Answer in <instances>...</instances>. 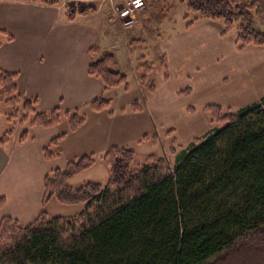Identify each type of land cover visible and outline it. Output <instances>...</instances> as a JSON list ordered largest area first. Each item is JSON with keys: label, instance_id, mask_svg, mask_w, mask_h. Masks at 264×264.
Here are the masks:
<instances>
[{"label": "trees", "instance_id": "1", "mask_svg": "<svg viewBox=\"0 0 264 264\" xmlns=\"http://www.w3.org/2000/svg\"><path fill=\"white\" fill-rule=\"evenodd\" d=\"M65 8L67 19L75 21L97 6L73 0ZM187 9L223 20L224 35L238 25L241 50L264 45V31L254 27L255 14L264 18V0H188ZM98 51L90 49L91 55ZM161 59L166 66V56ZM116 65V55L107 51L89 63L88 72L103 81L105 90L121 85L128 89L127 76ZM138 68L147 85L151 65L145 62ZM18 77L17 72L0 70V103L12 107L9 121L26 126L19 143L28 138L30 127H52L64 116L71 132L86 122L79 109L40 111L37 97L20 93ZM155 88L148 84L149 92ZM111 103V98L99 97L90 107L102 111ZM131 108L142 110L138 100ZM206 110L216 126L185 149L172 146L173 167L166 157L151 154L143 167L133 169L134 149L112 146L103 156L110 168L106 184H69L95 165L94 154L54 169L45 177V208L35 221L22 224L7 216L0 222V264H264V97L237 111L217 103ZM13 135L7 129L0 145L7 146ZM66 135L61 133L44 148L47 159L59 156L56 150ZM51 198L83 207L71 218L50 217L46 205Z\"/></svg>", "mask_w": 264, "mask_h": 264}, {"label": "crops", "instance_id": "2", "mask_svg": "<svg viewBox=\"0 0 264 264\" xmlns=\"http://www.w3.org/2000/svg\"><path fill=\"white\" fill-rule=\"evenodd\" d=\"M66 2V0H60L59 3H47L43 0L0 1V29L7 32L0 34L2 41L0 70L19 74L20 93L25 97H37L40 111H50L57 107L62 110L79 109L87 118L74 132L69 131L66 116L52 127H30L29 136L22 143H19L18 130H15L11 142L7 146L0 145V222L4 217L10 216L22 224H29L39 217L45 208V177L56 168H65L72 158L67 156L64 159L62 154L53 159L45 157L44 148L63 132H67V135L61 141L59 149L69 145L67 146L69 153L75 156L94 154L103 159L110 147L134 149L132 144L149 139L153 134L159 151L151 154L163 157L170 154L172 146L177 150H180L179 147L185 148L195 138L204 136L213 128L211 116L206 110L208 104L214 102L231 109L234 107L235 110L234 108L232 110L236 111L264 97V81H260L256 87L259 89L258 92L252 87L253 90L248 89L241 94L234 91L233 86H229L211 101L205 100L200 103L205 113L198 118L182 117L180 128V125L173 124V119H177L174 102L176 94L182 93L183 90L173 89L170 85L162 87L169 84L175 75L182 71L188 78H202L204 88L211 85L204 82V78L210 73L203 72V68L208 66L210 58H213L210 53L215 55L213 62L223 56V45L220 44L225 36L223 20L196 17L195 21H190L192 22L190 26L189 22L187 23L184 38L156 51L157 60L166 56L167 77L164 76V80L156 85L155 91L151 93L139 79L137 65L144 58L148 60L149 54L146 47L132 43L135 30L130 31L131 27H128V30L120 24L119 31L110 30L98 8L88 15L78 17L75 21H69L66 16ZM167 19L171 21V18ZM168 26H171L170 23L163 20L161 27ZM127 30L132 32V36L128 35ZM9 34L13 39L9 40ZM118 39L119 45L121 44L119 47ZM121 46L126 49L127 59L137 75L140 100L141 96L144 100H153L161 92L164 99L167 98L163 105L155 106L152 102L145 105L139 102L142 106L141 111H133L131 108L128 110L127 105L115 109L116 99L120 97L122 91L129 93L131 87L127 90L121 85L105 90L103 81L89 74V63L107 51L116 55V69L121 71L118 68L121 66ZM231 46V53L235 56L239 52L250 51V55L256 53L254 61L256 66H252L253 68L245 72V75L252 77L257 74L259 80L264 78V67L258 68L259 64L264 65V45L249 46L241 50L236 44V39H233ZM92 47L99 49L97 54L91 55ZM139 48L144 54H135L134 51ZM185 58L188 63H184ZM202 60L204 63H201ZM251 83L252 79L250 86ZM189 84L193 85V81L189 80ZM193 91L194 88L192 93ZM107 92L114 93V96L110 97L111 107L102 111L92 110L90 103L96 98L105 97ZM192 93L188 95L192 96ZM235 97L241 98L237 104L232 105L227 101ZM164 109L167 112H161ZM164 118H167V123ZM120 122L125 123L126 129H120ZM6 130L0 128V137ZM171 131H174L173 138H169ZM132 140L137 142H130ZM79 149L81 150L78 153L76 150Z\"/></svg>", "mask_w": 264, "mask_h": 264}, {"label": "rangeland", "instance_id": "3", "mask_svg": "<svg viewBox=\"0 0 264 264\" xmlns=\"http://www.w3.org/2000/svg\"><path fill=\"white\" fill-rule=\"evenodd\" d=\"M66 1L70 2L73 0H66ZM74 1L95 4L97 8L100 10L99 12L106 21V24L109 26L110 30H118V31L120 30L119 23L116 21L113 22L114 5L125 4L127 0H74ZM147 1H148V6L138 16L139 22L131 26L130 31L135 30V35H134L135 38L132 40L133 41L132 43L140 44V46L144 48L146 47L147 53L149 54L148 60H145L144 58L143 60H140L139 64L137 65L138 70H139L138 67L141 64H144L145 62L147 63V65H151L152 69L149 71L148 74V83L147 85H144L142 83L148 90V84L158 85L161 81L164 80L163 78L167 73V70L165 69L164 66L165 61L163 62L161 58L157 60L156 51H158L159 48H164L167 45H172V43L174 42L176 43L178 39L184 38L185 27L187 23L190 21H195L196 17H201V16L199 13H192L188 11L187 9L188 0H147ZM229 1H236V0H229ZM251 1L252 0H240V3L246 4ZM167 17L171 18V21L168 20ZM163 20L166 21L167 23H170L171 26H168L167 28L161 27ZM254 27L257 30L264 31V18H261L255 14ZM127 29L129 30V28ZM130 31H128V35L132 34V32ZM238 31H239L238 25H235V27L231 31L225 34V36L223 35L224 39H221L220 41L221 42L220 44L223 45V56L221 58H218L217 61L213 62L212 60L214 59L215 55H212L211 53L209 54L213 58H210V61L209 59H207V61H209L208 62L209 64L208 66H205L203 68L204 69L203 72L210 73L208 76L204 78V82L211 83V85L204 88L202 78H192V77L188 78L185 76L183 71L182 73L176 74L175 78L172 79L169 84L163 85L162 88H166V86L170 85L173 89L185 90L186 88L190 90L189 93L179 92V94H176L174 104H175V117L177 119H173V124L180 125V128H182V122H181L182 117L191 116L198 118V116L205 113L200 103H202L205 100L211 101L212 99H214V97H217L220 93H223L224 88L233 86L234 91H238L239 93L242 94L246 92V90L248 89L253 90L258 86L260 81H264V78L259 80L257 74L253 75L252 77H247L245 75V72L250 71L252 66L253 67L256 66L254 62L256 53L250 55L249 53L250 51H246L244 53L239 52L236 56L231 53V48H232L231 44L233 45V39H236ZM117 42H118L117 46L119 47L121 45V44L119 45V39L117 40ZM125 50L126 49L124 48V46H121L120 48L121 66L118 68H120L121 71L127 76L128 84H129L128 89L129 87H131V90L129 93H125V91H122L120 97L116 99L114 108L117 109L120 106L127 105L126 108L128 110H131L132 109L131 105L135 100H138L140 103L143 102L145 103V105L150 104L151 102L152 105L155 106L163 105L166 102L167 98L164 99L161 92L158 93V95H156V97H154L153 100L152 99H149V101L147 99L144 100L143 96H141L142 100H140V90L137 84L138 82L137 75L134 71V68L131 66L130 62L127 59ZM134 52L136 55L137 53L144 54L140 48ZM184 63H188L186 58ZM201 63H204V61L202 60ZM263 67H264L263 64L258 65L259 69H263ZM141 74L142 71L139 70L140 80H141ZM240 74L245 76L242 77ZM251 79H252V83L250 86L249 83ZM189 80L193 81V85L191 84L192 88H194L193 93H192L191 85L189 84ZM210 86L212 87L210 88ZM256 90L257 92L259 91L258 88H256ZM111 92H107L105 97L106 98L113 97L114 93ZM191 93L192 96H189L188 94ZM206 95L207 97H204ZM149 98H151L150 93H149ZM260 99L261 98H259L258 101ZM240 100L241 98H237V97L232 99H227V101H229L232 105L237 104ZM11 111H12V107L10 105L0 103V128L13 129L14 131L18 130V135H19L22 129H24L26 126H24L23 124L21 125L19 123L14 124L15 121H9L7 116ZM163 111L167 112L166 109L161 110V112ZM164 119H165V123H167L166 121L167 118ZM214 126L216 125L213 123V127ZM217 126H222V125L217 124ZM120 129H126L125 123L120 122ZM178 132L180 131L178 130ZM170 133L171 136H169V138H173L174 131H171ZM130 142H137V141L132 140ZM132 145L135 149L134 151L136 152V157L132 164L133 169H138L143 167L147 163L148 155L149 154L151 155V153H158L156 151H159V148L155 144L153 134L150 135L149 139L142 140L141 142ZM67 146L69 145H66L63 149L58 148V150H56L58 151L59 155L62 154V158L65 159L68 156V157H72L70 158V160L76 161L79 159L80 156L84 155V154L82 155L78 154L79 156L78 155L75 156L73 154H70ZM185 148L179 147L180 150ZM80 150L81 149L76 151L79 153ZM94 156L96 158L95 165L90 169L82 172L81 174L73 177L69 181L70 185L76 187L88 181H95L103 184H106L108 182L110 177L109 166L105 163L102 157L97 155ZM163 157L167 158L171 167L175 165V155H172L170 153L169 155ZM82 207H83L82 204L66 205L59 202L56 198H51L46 205V210L50 217L64 215L67 218H71L76 214H78L82 209Z\"/></svg>", "mask_w": 264, "mask_h": 264}, {"label": "built area", "instance_id": "4", "mask_svg": "<svg viewBox=\"0 0 264 264\" xmlns=\"http://www.w3.org/2000/svg\"><path fill=\"white\" fill-rule=\"evenodd\" d=\"M148 6L147 0H127L125 4L114 5V20L123 28L139 22V14Z\"/></svg>", "mask_w": 264, "mask_h": 264}]
</instances>
